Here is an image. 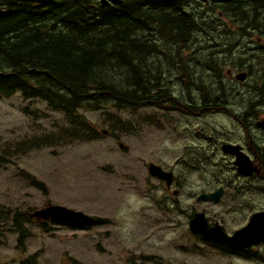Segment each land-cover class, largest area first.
Listing matches in <instances>:
<instances>
[{
  "label": "trees",
  "instance_id": "obj_1",
  "mask_svg": "<svg viewBox=\"0 0 264 264\" xmlns=\"http://www.w3.org/2000/svg\"><path fill=\"white\" fill-rule=\"evenodd\" d=\"M260 6L264 0H248L237 16ZM199 29L196 16L176 0H124L106 7L100 0H0V98L21 92L61 113L65 122L53 145L93 142L103 137L104 125L115 137L129 133L128 114L175 104L171 89L179 76L191 80V56L184 53L195 47ZM179 44L184 53L169 56ZM88 112H103L102 123ZM44 136L41 145L51 138ZM11 162L0 155V164ZM6 213L17 229L31 221L24 211ZM26 235L19 238L22 249ZM221 248L232 249L224 243Z\"/></svg>",
  "mask_w": 264,
  "mask_h": 264
},
{
  "label": "rangeland",
  "instance_id": "obj_2",
  "mask_svg": "<svg viewBox=\"0 0 264 264\" xmlns=\"http://www.w3.org/2000/svg\"><path fill=\"white\" fill-rule=\"evenodd\" d=\"M30 104L21 92L0 99V154L11 146L21 145L23 138L35 133L34 138H39L43 133L56 132L55 120L64 123L45 102L38 106L48 113L39 118L38 109ZM27 106L31 116L24 112ZM88 116L98 125L103 121L100 112L88 113ZM160 124L159 128L140 136H122L124 145L129 147L127 152L116 139L108 136L90 143H60L51 148L33 149L28 155L18 147L10 152L18 166L46 183L49 195L23 179L18 167L0 166V210L39 208L49 199L56 205L111 220L107 225L76 233L66 229L47 233L35 223H29L34 236L26 240L27 247L30 253H39V264H69L64 258L70 255L83 264H139L141 255L156 257L160 264H250L236 257L224 258L212 249H209L212 255L206 258L180 251L187 238L188 216L167 209L173 204L163 196L178 201L184 209L204 210L219 221L225 218L229 231L235 230L242 220L232 217L229 211L233 204V187L227 190L221 203L209 204L196 200L195 193L204 187L199 174H192L193 186L185 182L186 178L182 179L177 196L162 188L157 180H150L146 160L161 162L159 159H165L173 144L174 126L177 127V123L170 127L163 119ZM175 157L173 154L172 160ZM190 241L205 248L197 239ZM15 245L13 239L0 248L1 262L12 263L17 260L11 261V257L22 256L14 250Z\"/></svg>",
  "mask_w": 264,
  "mask_h": 264
},
{
  "label": "flooded vegetation",
  "instance_id": "obj_3",
  "mask_svg": "<svg viewBox=\"0 0 264 264\" xmlns=\"http://www.w3.org/2000/svg\"><path fill=\"white\" fill-rule=\"evenodd\" d=\"M176 1L193 3L189 0ZM247 2H202L209 6V15L200 18L201 31L196 32L193 39L196 49L194 52L190 50L188 61L192 70L191 80L184 81L179 76L173 83L170 98L175 104L163 103L161 107L156 106L155 112L152 111L154 107H149V118L159 119V123L146 130L160 127L162 119L167 117L170 120L165 121L170 127L177 123V127L174 126L173 144L169 146L165 159L145 162V167L155 162L172 173V180L175 183L177 179L175 186L179 187L177 195L181 192L182 179L186 178L189 186L194 185L193 173L199 174L204 183V187L195 193L197 201L219 204L227 190L234 188L233 204L229 211L242 223L239 222L233 231L228 230L223 220L225 218L219 221L204 210L184 209L178 201L173 202L189 219L198 212H205L213 226L217 221L229 235L244 229L255 214L264 212V6L251 7L250 11L246 9L247 15L239 18L236 12ZM215 7H218V16H212ZM229 17L233 21L225 27L224 21ZM183 53L181 44L168 50L171 57ZM227 150H236L243 155L253 172L241 173L236 163L238 155ZM173 154H176L174 160ZM166 161L174 164L168 165ZM149 178L157 180L166 191L173 188L167 186L166 179L151 175ZM218 190H222L218 202L198 198L201 193L210 194ZM189 232L191 239L203 240L202 236ZM204 242L220 248L224 243ZM231 247L227 251V258L236 257L244 263L264 264V241L245 247Z\"/></svg>",
  "mask_w": 264,
  "mask_h": 264
},
{
  "label": "water",
  "instance_id": "obj_4",
  "mask_svg": "<svg viewBox=\"0 0 264 264\" xmlns=\"http://www.w3.org/2000/svg\"><path fill=\"white\" fill-rule=\"evenodd\" d=\"M106 1L107 0H103L102 3H107ZM227 151H232L238 155L236 163L238 164L241 173L250 174L253 172L248 160H246L243 155L236 150ZM149 172L160 179H166L168 185L172 182V173L164 171L159 165L151 163L149 165ZM221 193L222 190L210 194L202 193L198 198L218 202ZM31 216L44 219L52 218L55 220L72 221L79 224H91L94 221V218L90 215L61 205H47L44 208L32 212ZM190 227L195 233L202 234L206 238L228 242L232 246L245 247L252 243L264 241V212L255 214L244 229L236 231L233 235H229L225 228L218 222H216L214 226H211L203 212L196 214V217L190 221Z\"/></svg>",
  "mask_w": 264,
  "mask_h": 264
},
{
  "label": "bare ground",
  "instance_id": "obj_5",
  "mask_svg": "<svg viewBox=\"0 0 264 264\" xmlns=\"http://www.w3.org/2000/svg\"><path fill=\"white\" fill-rule=\"evenodd\" d=\"M249 11H250V10H249ZM242 14H243V16L247 15V13H246V9H243V13H242ZM252 28H253V27H252ZM248 31H249V30H248ZM250 31H251V30H250ZM234 118H235V117H234ZM234 118H233V119H234ZM256 213H257V212H256ZM216 222H217V221H216ZM234 233H235V232H234ZM233 247H234V246H233ZM252 247H253V246H252Z\"/></svg>",
  "mask_w": 264,
  "mask_h": 264
}]
</instances>
